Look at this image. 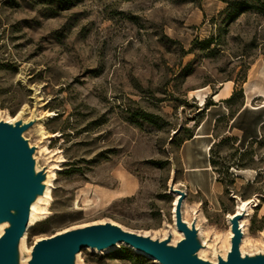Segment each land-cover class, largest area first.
Wrapping results in <instances>:
<instances>
[{
  "label": "rangeland",
  "instance_id": "374dc122",
  "mask_svg": "<svg viewBox=\"0 0 264 264\" xmlns=\"http://www.w3.org/2000/svg\"><path fill=\"white\" fill-rule=\"evenodd\" d=\"M222 10L209 16L199 0H0V119L25 121L35 172L55 174L51 201L26 226L29 247L111 220L171 245L172 183L187 194L186 219L197 210L198 240L207 238L220 255L227 214L239 199L257 198L244 248L261 246L264 141L245 146L222 136L204 152L209 193L180 182L182 147L222 110L213 108L214 91L228 80L239 84L264 61V8ZM240 97L236 91L231 109ZM226 122L220 116L215 131ZM203 144L185 148L196 154ZM78 253L63 264H160L126 244ZM12 254L16 264H33L18 242ZM203 258L214 261L213 249Z\"/></svg>",
  "mask_w": 264,
  "mask_h": 264
},
{
  "label": "water",
  "instance_id": "95a60500",
  "mask_svg": "<svg viewBox=\"0 0 264 264\" xmlns=\"http://www.w3.org/2000/svg\"><path fill=\"white\" fill-rule=\"evenodd\" d=\"M29 177V160L20 138L12 135L5 127L0 125V211L14 206L20 208L19 217L13 220L12 226L0 239V259L14 248L28 225L29 211L21 201L28 195L30 189ZM178 210L181 212V203ZM181 222L179 213L176 216L177 227L187 236L175 250H168L147 237H142L137 233L116 226L107 224L92 225L66 235L41 239L34 246L32 262L33 264H59L51 257L50 253L71 255L78 253L83 247L101 246L105 243L121 241L127 246L157 260L160 264H209L186 257V251L197 248L196 238L198 237L196 232L184 228ZM233 232L235 237L233 238L228 260L221 261L219 264H263L246 261L240 257L239 244L243 233L238 226L233 229Z\"/></svg>",
  "mask_w": 264,
  "mask_h": 264
},
{
  "label": "bare ground",
  "instance_id": "6f19581e",
  "mask_svg": "<svg viewBox=\"0 0 264 264\" xmlns=\"http://www.w3.org/2000/svg\"><path fill=\"white\" fill-rule=\"evenodd\" d=\"M0 125L5 127L12 135L18 136L22 142V145L24 149L26 150L27 157L29 160L30 165V177H29V185L30 189L28 192V195L25 199L21 201L23 205H25L29 211V221H28V227L34 225L36 221L38 220L40 211L44 209L42 206L43 204H49V202L52 199L51 196V187H52V180L55 176L53 171H50L47 179H40L37 173L34 170V158L33 156V148L28 143V139L23 136V131L27 128V125L25 121H19L17 116L16 117H7L4 119H0ZM42 147H39L38 152H40ZM170 192L174 193V199L171 205V214H172V232L174 233L175 237L173 239V243L171 245L163 244L160 241L154 240L152 237H148L146 235H141L142 237H147L152 241H155L162 245L164 248L168 250H175L179 243L186 238V234L182 231H180L176 224V216L181 215V224L184 228L190 229L192 232L197 233V237L203 232L201 225L198 222L197 218V210L193 209L192 218L190 220L186 219L183 212H179L178 206L181 203V201L184 199V197L187 195L184 191L180 190L175 186V184L170 185ZM259 204V200L257 198H249V199H239L236 203V207L232 213L227 214V222L229 224V230L227 232V235L223 242V249L224 253L223 255H220L217 253L213 245L209 242V240L206 238L203 241H199L198 238H196L197 248L191 251H186V257L188 259L194 260V261H200L205 262L209 264H219L221 261H227L228 255L231 251V246L233 242V238L235 237V234L233 232V229L235 227H239V230L242 231L243 237L241 239V242L239 244V254L240 257L243 260L246 261H253L255 263H263L264 264V233L262 234L261 239V246L256 247L254 249L246 250L244 248V242H245V220L246 217L250 214V211L254 206H257ZM182 210V208H181ZM20 208L19 206L14 207H8L0 211V239L3 236V234L12 226L13 220L19 217ZM8 217V218H7ZM110 225V226H116L119 227L113 220H111L108 223L101 222L98 224L97 221L91 222V225ZM88 225V224H85ZM85 227H80L79 230L84 229ZM28 229V228H27ZM27 229H25L18 241L23 251L27 253V259L33 260V249L34 246L38 241H40L43 238H38L34 244V246L29 247L27 245ZM164 232H167V229L164 230ZM52 237V236H46ZM165 241H167V237H164ZM125 244L121 241H115L112 243H105L101 246H88L93 250H98L100 252H106L111 249H114L116 247H119L120 245ZM14 249V248H13ZM13 249L9 252V257L11 259L9 264H16L17 260H12V252ZM208 249H213L214 255H216V259L214 261L209 262L204 257L205 252ZM137 252L142 253L141 251L135 249ZM51 257L59 262V264H63L65 261L66 256H69V254L65 253H50ZM57 255H64L65 257H57ZM79 253H77V256ZM157 261V260H156ZM158 262V261H157ZM159 263V262H158ZM27 264V263H26Z\"/></svg>",
  "mask_w": 264,
  "mask_h": 264
},
{
  "label": "crops",
  "instance_id": "0c3cea01",
  "mask_svg": "<svg viewBox=\"0 0 264 264\" xmlns=\"http://www.w3.org/2000/svg\"><path fill=\"white\" fill-rule=\"evenodd\" d=\"M224 7L225 3L221 0L201 1L202 10L209 16H213ZM236 91L241 95L240 102L237 108L231 109ZM213 100V108H220L222 105L221 112L214 116L211 126L206 132L199 133L203 124L199 125L197 131L185 143L200 139L201 142L205 141V144L199 147L196 154L190 153L188 149L186 151L185 144L182 147L186 176L180 182H186L203 193H209L207 185L204 184V178L208 177V171L212 165L210 159L204 156V152L208 153L209 146L214 141L227 135L237 144L245 146L249 143L264 141V61L258 59L252 63L245 78L239 84L232 80L224 82L214 91ZM220 116L224 117L227 122L224 130L217 133L215 124ZM203 157L204 159H202ZM195 158L202 160L199 163L195 161L191 163V159Z\"/></svg>",
  "mask_w": 264,
  "mask_h": 264
},
{
  "label": "trees",
  "instance_id": "16d2710c",
  "mask_svg": "<svg viewBox=\"0 0 264 264\" xmlns=\"http://www.w3.org/2000/svg\"><path fill=\"white\" fill-rule=\"evenodd\" d=\"M195 1V0H192ZM202 1V0H199ZM226 4L222 11H227L229 9H235L239 12H245L252 9H262L264 8V0H221ZM212 41L211 38H207L204 40V43H210ZM126 253V251H123ZM127 258L131 259L132 255L127 254Z\"/></svg>",
  "mask_w": 264,
  "mask_h": 264
},
{
  "label": "built area",
  "instance_id": "2783aa9c",
  "mask_svg": "<svg viewBox=\"0 0 264 264\" xmlns=\"http://www.w3.org/2000/svg\"><path fill=\"white\" fill-rule=\"evenodd\" d=\"M242 237H243V235H242Z\"/></svg>",
  "mask_w": 264,
  "mask_h": 264
}]
</instances>
